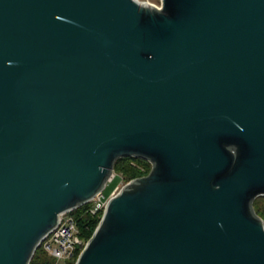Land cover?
<instances>
[{"label": "water", "instance_id": "water-1", "mask_svg": "<svg viewBox=\"0 0 264 264\" xmlns=\"http://www.w3.org/2000/svg\"><path fill=\"white\" fill-rule=\"evenodd\" d=\"M0 0V264H30L122 158L75 264H264V0Z\"/></svg>", "mask_w": 264, "mask_h": 264}, {"label": "built area", "instance_id": "built-area-1", "mask_svg": "<svg viewBox=\"0 0 264 264\" xmlns=\"http://www.w3.org/2000/svg\"><path fill=\"white\" fill-rule=\"evenodd\" d=\"M139 3H148L159 7L161 0L153 2L151 0H137ZM107 205V199L104 195H98L94 197L89 203L83 205L86 206L83 215H89L92 217L102 214ZM82 206V207H83ZM73 212V211H72ZM67 212L61 215L60 223L58 226L46 237L41 246L52 257L55 264H63L67 260L73 258L75 255H79L84 249L88 240L82 235V231L78 225V220L72 214Z\"/></svg>", "mask_w": 264, "mask_h": 264}, {"label": "trees", "instance_id": "trees-1", "mask_svg": "<svg viewBox=\"0 0 264 264\" xmlns=\"http://www.w3.org/2000/svg\"><path fill=\"white\" fill-rule=\"evenodd\" d=\"M116 170H121V172H123L124 178L130 181L135 178L147 175L151 170V164L148 161L140 158H122L117 160L114 166V171ZM85 207L86 206H83L77 210H74L72 214L78 217V225L82 231V235L86 240H89L98 226L101 218L99 216L92 217L87 214L82 216ZM254 208L256 213L264 220V203L259 202L256 198L254 201ZM77 257L78 255H75L73 258L67 260L63 264H75ZM30 264H55V261L48 255L43 247L40 246L36 250Z\"/></svg>", "mask_w": 264, "mask_h": 264}, {"label": "rangeland", "instance_id": "rangeland-1", "mask_svg": "<svg viewBox=\"0 0 264 264\" xmlns=\"http://www.w3.org/2000/svg\"><path fill=\"white\" fill-rule=\"evenodd\" d=\"M151 1L158 3L160 0H151ZM128 182L129 181L126 178H124L123 172H121V170L114 171L113 179L107 183L105 189L103 190L104 197L106 199H108L110 196H113V195L117 194L122 189V187L125 184H127ZM257 200L259 202L264 203V196L258 197ZM75 217H76V219L78 218L77 216H75Z\"/></svg>", "mask_w": 264, "mask_h": 264}, {"label": "clouds", "instance_id": "clouds-1", "mask_svg": "<svg viewBox=\"0 0 264 264\" xmlns=\"http://www.w3.org/2000/svg\"><path fill=\"white\" fill-rule=\"evenodd\" d=\"M157 11H163V0H161V3L159 5V7L157 8Z\"/></svg>", "mask_w": 264, "mask_h": 264}]
</instances>
